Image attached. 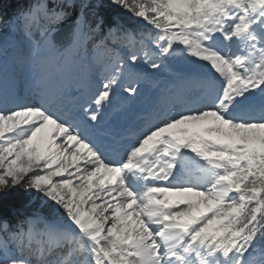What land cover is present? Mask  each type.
Instances as JSON below:
<instances>
[{
	"label": "snow or ice",
	"instance_id": "snow-or-ice-1",
	"mask_svg": "<svg viewBox=\"0 0 264 264\" xmlns=\"http://www.w3.org/2000/svg\"><path fill=\"white\" fill-rule=\"evenodd\" d=\"M74 68L90 94L67 108ZM18 189L38 201L13 217ZM0 264H264V0L0 14Z\"/></svg>",
	"mask_w": 264,
	"mask_h": 264
},
{
	"label": "trees",
	"instance_id": "trees-1",
	"mask_svg": "<svg viewBox=\"0 0 264 264\" xmlns=\"http://www.w3.org/2000/svg\"><path fill=\"white\" fill-rule=\"evenodd\" d=\"M30 0H0V14L6 20L13 16L18 10L28 6ZM125 22L131 18L125 13L122 14ZM38 201V197L34 193H25L22 190H17L5 203L4 210L6 213L15 217L24 211L23 206L29 202Z\"/></svg>",
	"mask_w": 264,
	"mask_h": 264
},
{
	"label": "rangeland",
	"instance_id": "rangeland-1",
	"mask_svg": "<svg viewBox=\"0 0 264 264\" xmlns=\"http://www.w3.org/2000/svg\"><path fill=\"white\" fill-rule=\"evenodd\" d=\"M10 39H12V38L10 37ZM11 71H13L15 73V78H17L21 71H25L26 72L27 70L15 66L12 63L11 58H9V60L6 61V63H5V73H6L5 76H7V74L9 72H11ZM67 74L72 75V82L73 83H77L78 81H82V83H85L88 80L87 75H86V69L74 68L70 72H68ZM9 76H11V75H9ZM9 87L12 88V86H10V85H9ZM9 91H11V89ZM25 92H27L25 94L30 95L31 94V89H29V90L25 89ZM31 95L35 99L38 98L34 91H33V93Z\"/></svg>",
	"mask_w": 264,
	"mask_h": 264
},
{
	"label": "bare ground",
	"instance_id": "bare-ground-1",
	"mask_svg": "<svg viewBox=\"0 0 264 264\" xmlns=\"http://www.w3.org/2000/svg\"><path fill=\"white\" fill-rule=\"evenodd\" d=\"M5 81H6V86H7L8 82H9V85H10V86H12V85H13V82H14L13 79H12L11 77L8 78V76H6ZM53 86H54V87H58V88L61 89L60 85H59L57 82H54V83H53ZM84 88H85V89H84V92H83L82 97H86V98H87L88 95L90 94V90H89V87H88V82L86 83V86H84ZM8 89L10 90L11 88H8ZM61 91L63 92L64 89H61ZM24 96H25V98H26L25 102L32 101V97H31V96H27V94H25ZM142 99H143V98H142V96H141V97H139L137 100L141 101ZM123 102H124V101L121 100V103H123ZM133 115H135V113L130 114V117L133 116Z\"/></svg>",
	"mask_w": 264,
	"mask_h": 264
}]
</instances>
